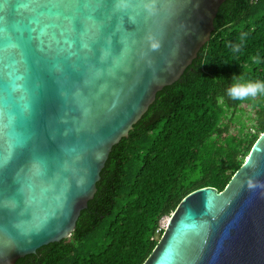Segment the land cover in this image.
Segmentation results:
<instances>
[{
    "label": "water",
    "instance_id": "1",
    "mask_svg": "<svg viewBox=\"0 0 264 264\" xmlns=\"http://www.w3.org/2000/svg\"><path fill=\"white\" fill-rule=\"evenodd\" d=\"M224 1L109 6L86 66L83 24L67 32L63 21L53 22L55 9L46 28L33 25L24 7L30 0H12L0 14V155L16 153L0 171V264L70 236L112 147L197 57ZM7 3L0 0V9ZM143 264H264V132L223 191L203 187L179 203Z\"/></svg>",
    "mask_w": 264,
    "mask_h": 264
},
{
    "label": "trees",
    "instance_id": "2",
    "mask_svg": "<svg viewBox=\"0 0 264 264\" xmlns=\"http://www.w3.org/2000/svg\"><path fill=\"white\" fill-rule=\"evenodd\" d=\"M234 76L264 81V0L220 5L197 57L112 147L70 236L15 264H143L161 220L195 190L223 191L264 132V95L232 100ZM243 108L248 127L234 121Z\"/></svg>",
    "mask_w": 264,
    "mask_h": 264
},
{
    "label": "snow or ice",
    "instance_id": "3",
    "mask_svg": "<svg viewBox=\"0 0 264 264\" xmlns=\"http://www.w3.org/2000/svg\"><path fill=\"white\" fill-rule=\"evenodd\" d=\"M109 6L116 9H128L134 7L130 0L127 4H117L116 0L113 3L112 0H70L68 3H59V4H46L39 3L37 0H30L29 3L25 4L28 12V19L32 22L33 25H44L45 28L49 23V17L47 15L49 10H59V15L52 18L53 22L57 23L63 21L65 25V30L67 32H74L77 29L79 24H83L85 28V38L81 40V50H82V63L85 65V62H93L92 52L93 46L100 39L105 21L100 17L103 16L104 10ZM143 8V5H139ZM14 7L12 0H8V3L4 8L0 9V14L5 11L11 10ZM149 14V13H148ZM150 15V14H149ZM94 34V38L90 36ZM19 35V34H16ZM65 48L70 49L72 42L65 40ZM71 55H77L76 52H72ZM67 58V57H66ZM86 66V65H85ZM55 68L59 69L62 73L65 74V68L63 65L57 63L54 65ZM72 70L74 72L79 71V67L76 64L72 65ZM28 147L27 143L21 144L17 148V152L26 150ZM16 159V153H13L11 156L0 155V171L7 170Z\"/></svg>",
    "mask_w": 264,
    "mask_h": 264
},
{
    "label": "clouds",
    "instance_id": "4",
    "mask_svg": "<svg viewBox=\"0 0 264 264\" xmlns=\"http://www.w3.org/2000/svg\"><path fill=\"white\" fill-rule=\"evenodd\" d=\"M152 47H155L153 44ZM233 52H239V45L233 46ZM234 83L227 89V95L232 100H245L249 97H256L258 95H264V81H247L242 82L241 79L233 77ZM253 182L249 181V187H253Z\"/></svg>",
    "mask_w": 264,
    "mask_h": 264
},
{
    "label": "rangeland",
    "instance_id": "5",
    "mask_svg": "<svg viewBox=\"0 0 264 264\" xmlns=\"http://www.w3.org/2000/svg\"><path fill=\"white\" fill-rule=\"evenodd\" d=\"M250 112H251L250 108H246V109L243 108L242 111L237 112L234 115V121L237 122V124L242 126V127H248L249 121L246 117H248L251 114ZM229 115H230V113H229ZM168 218H170V216L165 217L164 219L161 220V223H160L161 228L164 229L166 227ZM94 242L95 241L92 242L91 246L94 244Z\"/></svg>",
    "mask_w": 264,
    "mask_h": 264
},
{
    "label": "built area",
    "instance_id": "6",
    "mask_svg": "<svg viewBox=\"0 0 264 264\" xmlns=\"http://www.w3.org/2000/svg\"><path fill=\"white\" fill-rule=\"evenodd\" d=\"M251 3H255L257 0H249ZM163 229V228H161Z\"/></svg>",
    "mask_w": 264,
    "mask_h": 264
}]
</instances>
